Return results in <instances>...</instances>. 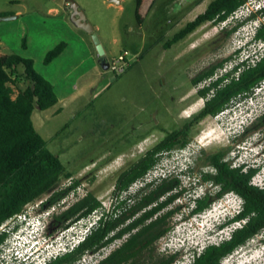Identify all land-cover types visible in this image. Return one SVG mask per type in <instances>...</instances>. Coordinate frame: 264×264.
Returning <instances> with one entry per match:
<instances>
[{"label": "rangeland", "instance_id": "rangeland-1", "mask_svg": "<svg viewBox=\"0 0 264 264\" xmlns=\"http://www.w3.org/2000/svg\"><path fill=\"white\" fill-rule=\"evenodd\" d=\"M76 1L95 27L108 62L125 56L129 66L124 73L101 67L92 36L73 24L67 0H0V55L33 59L36 71L54 85L58 104L46 111L35 107L33 123L49 149L73 174L51 194L28 205L26 215L37 214L42 202L55 192L70 188L75 181L80 183L58 204L46 208L50 215L47 220H32L40 224V229L31 226L23 233H15L10 231L12 222L0 227V232L10 231L0 246V264H42L49 253L76 242L95 226L100 213L62 229L53 216L72 206L71 193L79 188L94 193L110 210L116 200L113 191L120 173L203 108L206 99L199 97L198 91L210 80L194 86L192 79L231 57L214 77L222 76L240 61L263 52L261 43H255L253 37L257 25L264 23L262 16L246 22L231 35L227 31L240 21L230 18L216 26L208 23L170 49L165 48L167 41L204 13L213 0H143L140 21L136 16L137 0ZM258 2L253 0L249 6L255 9ZM50 9L55 11L49 13ZM11 16L17 18L2 20ZM61 42L67 43L65 52L46 65V54ZM23 73L20 67L19 75ZM27 86L22 77L13 86V97ZM262 116L264 83L251 97L219 116L195 123L188 146L165 154L144 180L130 188L129 193L135 194L147 182L171 174L182 181L185 189L182 198L173 204L181 212L169 220L170 232L152 247L154 258L178 253L174 264H191L194 251L200 253L209 245L221 243L241 227L236 223L220 228L241 209L242 199L235 193L215 201L208 211L196 216L190 214V196L215 193L210 184L200 180V173L208 169L206 156L222 150L228 151L226 160L233 167L259 165L253 183L264 187V124L259 123ZM25 213L20 215L21 220H29ZM122 242H115L99 254H88L78 264H98ZM19 243L23 250L16 252L15 259L12 252ZM223 264H264V231Z\"/></svg>", "mask_w": 264, "mask_h": 264}, {"label": "trees", "instance_id": "trees-1", "mask_svg": "<svg viewBox=\"0 0 264 264\" xmlns=\"http://www.w3.org/2000/svg\"><path fill=\"white\" fill-rule=\"evenodd\" d=\"M249 1L213 0L204 13L176 32L165 48L170 49L205 24L216 26L226 23ZM142 5L143 0H137L138 21L142 17ZM263 15L264 8L252 13L244 22L236 23L227 31V35ZM254 41L264 42V23L255 29ZM66 48V42L58 44L46 54L44 63H52ZM240 52L236 51L237 54ZM230 59L211 65L192 79L194 86L210 80L198 91L199 97L206 99L203 108L182 128L168 132L159 143L120 173L113 191L116 200L110 210L103 207L94 193H88L68 209L53 216L58 225L66 229L94 213H100L97 223L83 241L72 251L46 264H78L88 254H99L120 240L123 242L98 264H174L178 260V253L154 258L152 247L170 232L169 220L181 212V208L173 207V204L185 192L182 181L171 174L160 175L135 194L129 193V190L144 180L160 164L165 154L184 150L188 146V136L195 123L206 117L219 116L237 102L251 97L264 83V53H255V58L242 60L232 70L215 78L217 70ZM20 67L24 69L22 75H19ZM22 77L28 86L13 97V86H17ZM58 102L54 85L36 71L33 59L17 54L0 55V227L25 213L28 205L51 194L64 178L73 177L60 157L49 149L47 141L33 123L35 107L46 111ZM259 123L264 124V116L259 118ZM227 155L228 151L222 150L206 156L204 161L208 169L201 171L200 180L210 184L215 193L208 191L203 196H190V205L193 204L190 214L200 215L208 211L215 201L235 193L242 199L241 209L220 228L235 226L236 223H241V227L235 228L230 237L221 243L209 245L200 253L194 251L191 264H223L227 257L264 231V187L253 183L260 166L233 167L226 160ZM79 184L75 181L70 188L55 192L42 202L41 207L50 209ZM7 237L8 233L0 232V246Z\"/></svg>", "mask_w": 264, "mask_h": 264}, {"label": "built area", "instance_id": "built-area-1", "mask_svg": "<svg viewBox=\"0 0 264 264\" xmlns=\"http://www.w3.org/2000/svg\"><path fill=\"white\" fill-rule=\"evenodd\" d=\"M253 0H250L246 5H244L243 7H241L239 10H237L233 15H232V19H236L237 21H242L243 19L247 18L248 16H251V14L253 13V8H251L249 5ZM259 6H264V0H259L258 3H256V5L254 7L258 8ZM264 18V15L262 16ZM259 25H257L258 27ZM256 27V28H257ZM262 47L261 50H263L262 53H264V42H260ZM110 63V70H112L113 72L117 73V74H122L126 71V68L129 66L128 61L126 60L125 56L120 55L118 56V58L114 59L112 62ZM88 193H86L84 191V189H75L72 193H71V200H72V205L75 202H78L79 200L83 199ZM66 201H63V204H65ZM54 208V207H53ZM91 231V228H89L85 233H82V235L80 237H78V239L76 240V242H74L73 244H71V246L67 247V248H62L60 249L58 252L56 253H49L47 258L43 261L42 264H46L47 261H50L51 259H55L56 257L72 251L81 241H83L85 239V237L88 235V233Z\"/></svg>", "mask_w": 264, "mask_h": 264}, {"label": "water", "instance_id": "water-1", "mask_svg": "<svg viewBox=\"0 0 264 264\" xmlns=\"http://www.w3.org/2000/svg\"><path fill=\"white\" fill-rule=\"evenodd\" d=\"M69 5H70V9L72 10V16H71V20L73 22V24L80 28L83 29L84 31H86L87 33H89L92 36L93 42L96 46L98 55H99V62L101 67L107 71L110 69V63L108 62L107 58L105 57L106 55V51L104 48V45L101 42V39L99 37V35L97 34V32L95 31V27L93 26V24L89 21L85 11L81 8V6L78 4V2L76 0H67ZM115 3H120L121 0H113ZM17 17H4L2 18V20H11V19H16Z\"/></svg>", "mask_w": 264, "mask_h": 264}, {"label": "clouds", "instance_id": "clouds-1", "mask_svg": "<svg viewBox=\"0 0 264 264\" xmlns=\"http://www.w3.org/2000/svg\"><path fill=\"white\" fill-rule=\"evenodd\" d=\"M263 8H264V6H259L258 8L255 7V9H253V13L258 12V11H260ZM248 17H250V16H248ZM254 35H255V33H254ZM48 212L49 211H47V209L43 210V208L41 207L40 209L37 210V214L36 213H33V214L27 216L26 213H25L26 217H28L29 220H27L26 218H24L23 220H21V217L19 215V216H17V217H15V218H13V219H11V220L8 221V222H12L13 223L11 225L10 231L13 229L12 231L15 232V233H23L24 231H22V230L26 229L25 231H27L31 226L32 227H35V229H40V227H41L40 224L38 225V224H35L36 222H34V224H35L34 225L33 222H32V220H37V223L40 222V221L42 222L44 220H47L46 218L47 217H50V215L48 214ZM47 214H48V216H47ZM10 231H8L7 233H9ZM7 239H8V237H7ZM17 242H21V240H17ZM21 244L22 243H19L18 247H16L15 250L12 252V256L15 259L17 258L16 252H18L19 250H23V248L21 247Z\"/></svg>", "mask_w": 264, "mask_h": 264}, {"label": "crops", "instance_id": "crops-1", "mask_svg": "<svg viewBox=\"0 0 264 264\" xmlns=\"http://www.w3.org/2000/svg\"><path fill=\"white\" fill-rule=\"evenodd\" d=\"M52 11H55V10H54V9H50V10H49V13H52Z\"/></svg>", "mask_w": 264, "mask_h": 264}, {"label": "bare ground", "instance_id": "bare-ground-1", "mask_svg": "<svg viewBox=\"0 0 264 264\" xmlns=\"http://www.w3.org/2000/svg\"><path fill=\"white\" fill-rule=\"evenodd\" d=\"M195 109V108H194ZM191 110H192V108H191Z\"/></svg>", "mask_w": 264, "mask_h": 264}]
</instances>
